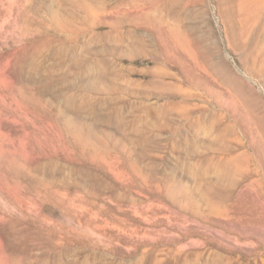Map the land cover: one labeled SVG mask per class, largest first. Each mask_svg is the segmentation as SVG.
<instances>
[{"label":"rangeland","instance_id":"374dc122","mask_svg":"<svg viewBox=\"0 0 264 264\" xmlns=\"http://www.w3.org/2000/svg\"><path fill=\"white\" fill-rule=\"evenodd\" d=\"M0 264H264V0H0Z\"/></svg>","mask_w":264,"mask_h":264}]
</instances>
